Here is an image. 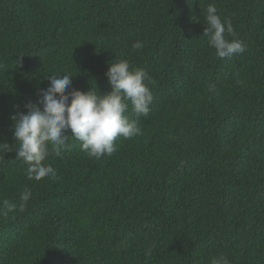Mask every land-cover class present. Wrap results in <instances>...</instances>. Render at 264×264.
<instances>
[{"label": "trees", "instance_id": "obj_1", "mask_svg": "<svg viewBox=\"0 0 264 264\" xmlns=\"http://www.w3.org/2000/svg\"><path fill=\"white\" fill-rule=\"evenodd\" d=\"M209 4L243 53L209 45ZM115 60L149 74L142 135L99 159L70 135L41 180L0 155V264H264V0H0V141L51 73L105 93Z\"/></svg>", "mask_w": 264, "mask_h": 264}, {"label": "clouds", "instance_id": "obj_2", "mask_svg": "<svg viewBox=\"0 0 264 264\" xmlns=\"http://www.w3.org/2000/svg\"><path fill=\"white\" fill-rule=\"evenodd\" d=\"M203 20L206 24L203 36L218 57H231L245 51L244 44L235 38L231 22L221 19L214 4L208 5ZM143 47L141 41L133 44L135 50ZM106 76L111 91L101 93L98 87V91L92 87L88 91L72 87V74L51 73L47 77L49 86L38 89V102H27L24 105L27 112L16 106L17 111L10 117L14 122L15 143L0 141V155L15 151L16 159L27 165L28 179L41 180L56 175L53 167L44 161L50 152L61 157L68 148L70 135L80 141L82 151L97 159L118 150L117 137L129 139L142 135L137 120L126 113L130 102L137 117L149 115L153 102L149 74L144 69L132 68L127 60H115L110 62ZM209 90L214 91L215 85H210ZM30 197V189L21 192V210ZM3 205L9 211L16 207L8 200H4ZM210 264H227V260L223 256L213 257Z\"/></svg>", "mask_w": 264, "mask_h": 264}]
</instances>
